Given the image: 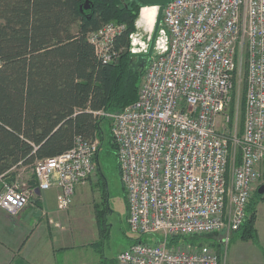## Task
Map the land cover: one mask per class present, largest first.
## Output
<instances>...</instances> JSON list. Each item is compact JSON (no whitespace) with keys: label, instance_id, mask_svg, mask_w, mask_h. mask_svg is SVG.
<instances>
[{"label":"built area","instance_id":"obj_1","mask_svg":"<svg viewBox=\"0 0 264 264\" xmlns=\"http://www.w3.org/2000/svg\"><path fill=\"white\" fill-rule=\"evenodd\" d=\"M139 25L129 35L135 56L148 52L152 35ZM125 28L111 21L88 34L104 62L114 60ZM98 113L112 119L129 228L153 239L135 240L119 264H219L210 248L171 239L224 233L228 240L247 216L264 163V0L169 2L138 98ZM100 146L77 136L69 150L36 160L35 185L14 166L12 182L0 176V207L15 215L34 203L36 188H57V207L68 210L77 187L95 176Z\"/></svg>","mask_w":264,"mask_h":264},{"label":"trees","instance_id":"obj_2","mask_svg":"<svg viewBox=\"0 0 264 264\" xmlns=\"http://www.w3.org/2000/svg\"><path fill=\"white\" fill-rule=\"evenodd\" d=\"M85 1L0 0L3 182L15 179L16 173L9 171L14 166L33 165L38 159L61 154L73 147L77 136L100 140L96 156L98 183L107 185L102 162L114 164L121 179L112 119L98 112H119L138 98L145 68L137 65L136 56L128 48L142 5L136 0H89L86 9ZM111 21L125 24L126 28L115 38L114 60L104 62L88 34ZM33 182L35 185L34 176ZM122 188L126 200L123 185ZM256 194L264 198V193L257 190ZM103 199L107 203L108 193ZM257 204V197L251 199L243 224L232 234L238 233L246 240L257 238ZM97 211L106 220L98 221H102L99 233L102 239L108 238L111 226L105 217L107 211L99 210V206ZM181 239L186 241L187 237L171 240ZM101 241H97L96 248ZM195 241L190 240L191 244ZM212 245L220 244L213 241Z\"/></svg>","mask_w":264,"mask_h":264},{"label":"crops","instance_id":"obj_3","mask_svg":"<svg viewBox=\"0 0 264 264\" xmlns=\"http://www.w3.org/2000/svg\"><path fill=\"white\" fill-rule=\"evenodd\" d=\"M261 171H264V163ZM27 177L34 185L33 175ZM78 191L76 189L73 201ZM58 193L57 188L44 191L36 188L34 203L15 215L0 207V264H119L117 256L121 251L104 257L96 248L97 241H72L69 214L72 206L69 210L58 209ZM255 227L259 239L251 245L259 256L257 264H264V200L257 204ZM134 241H130L126 249ZM244 263L252 264L248 257Z\"/></svg>","mask_w":264,"mask_h":264},{"label":"rangeland","instance_id":"obj_4","mask_svg":"<svg viewBox=\"0 0 264 264\" xmlns=\"http://www.w3.org/2000/svg\"><path fill=\"white\" fill-rule=\"evenodd\" d=\"M141 12V10H140ZM140 20V16L137 21ZM140 22V21H139ZM141 24V23H140ZM142 28L143 32H146L148 36L151 32L143 24L139 25ZM153 32V30H152ZM142 82V80H141ZM140 84V83H139ZM240 98V115L238 117V131L242 127L243 123V102H244V80L238 85L237 90ZM229 114V111L226 112ZM104 128H106V123H103ZM238 149H235V153L238 154ZM102 165L104 168L107 177L106 187L103 184L98 183V173L96 172L93 178H90L87 182L81 184L77 187V197L72 202V209L69 210L71 216L70 224L72 231V241L76 243H89L92 241H99L97 248L99 252L105 257H111L116 255L118 252L126 249L130 241L136 239L139 234L134 233L127 223V207L126 201L124 198V192L122 188V182L118 171H116L114 164L109 166L107 163ZM21 176L19 179H27L28 175H32L33 168L31 165H25L20 170ZM264 183V171H261L259 179L257 180L252 198L257 197V203L263 201L264 198H258L257 190ZM106 189L107 191L103 190ZM3 187L0 185V190ZM108 193L107 203L104 201V195ZM259 193V192H258ZM103 197V198H102ZM103 199V200H102ZM103 201V204H102ZM102 204V205H101ZM99 210H106L107 222L110 224V236L102 239L101 234L99 233V226L103 220L106 222L103 215H98L97 207ZM99 225V226H98ZM257 230V229H256ZM215 235V236H214ZM196 235H191L187 237V240H183L188 244H191L190 240H196L193 246H196L197 249L207 248L211 251H214L219 257V264H245L246 259L251 261L252 264H257L258 254L253 251L254 242H258V233L256 239H242L241 236L236 233L229 235L227 240L226 234L221 233L219 235L216 233L205 234L204 238H195ZM141 237V236H140ZM144 240H153L151 237L144 235L142 236ZM182 240V239H181ZM213 241H217L220 245L215 247L212 245ZM253 243V245H251ZM192 245V244H191ZM76 254V253H71ZM83 254V253H82ZM118 257V256H117ZM118 260V259H117ZM119 263V262H118ZM250 263V262H247Z\"/></svg>","mask_w":264,"mask_h":264},{"label":"water","instance_id":"obj_5","mask_svg":"<svg viewBox=\"0 0 264 264\" xmlns=\"http://www.w3.org/2000/svg\"><path fill=\"white\" fill-rule=\"evenodd\" d=\"M136 1H138L142 5L141 9L144 6H157L158 7V12H157L153 32L151 35L148 52L140 53L136 55L137 65H139L141 68L144 69L153 56L155 40L157 37L159 26L162 22L164 8L172 0H136ZM84 6L86 9L89 8V0L85 1ZM258 192L259 194L264 193V183L261 184V186L258 188Z\"/></svg>","mask_w":264,"mask_h":264},{"label":"bare ground","instance_id":"obj_6","mask_svg":"<svg viewBox=\"0 0 264 264\" xmlns=\"http://www.w3.org/2000/svg\"><path fill=\"white\" fill-rule=\"evenodd\" d=\"M157 12V6H144L140 14V23L152 31L154 28Z\"/></svg>","mask_w":264,"mask_h":264},{"label":"flooded vegetation","instance_id":"obj_7","mask_svg":"<svg viewBox=\"0 0 264 264\" xmlns=\"http://www.w3.org/2000/svg\"><path fill=\"white\" fill-rule=\"evenodd\" d=\"M143 9V8H142Z\"/></svg>","mask_w":264,"mask_h":264}]
</instances>
